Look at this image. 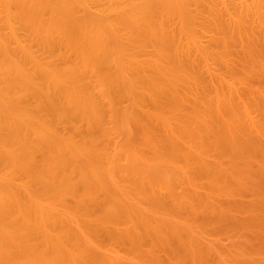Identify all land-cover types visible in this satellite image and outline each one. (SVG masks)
<instances>
[{
	"label": "bare ground",
	"instance_id": "1",
	"mask_svg": "<svg viewBox=\"0 0 264 264\" xmlns=\"http://www.w3.org/2000/svg\"><path fill=\"white\" fill-rule=\"evenodd\" d=\"M0 264H264V0H0Z\"/></svg>",
	"mask_w": 264,
	"mask_h": 264
}]
</instances>
